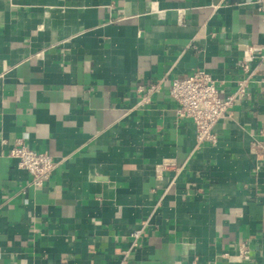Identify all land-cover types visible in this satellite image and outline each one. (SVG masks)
Instances as JSON below:
<instances>
[{
    "label": "crops",
    "instance_id": "0c3cea01",
    "mask_svg": "<svg viewBox=\"0 0 264 264\" xmlns=\"http://www.w3.org/2000/svg\"><path fill=\"white\" fill-rule=\"evenodd\" d=\"M248 45L264 1L0 0V264H264V53L216 144L170 94L198 67L234 94Z\"/></svg>",
    "mask_w": 264,
    "mask_h": 264
},
{
    "label": "built area",
    "instance_id": "2783aa9c",
    "mask_svg": "<svg viewBox=\"0 0 264 264\" xmlns=\"http://www.w3.org/2000/svg\"><path fill=\"white\" fill-rule=\"evenodd\" d=\"M262 1L264 0H258V2ZM244 52L240 63L242 77L237 81L234 94L221 96L216 80L202 67L196 68L183 77L175 78L171 83L170 94L176 105V114L181 119L193 121L199 144L218 142V134L215 130L217 122L226 115L237 98L247 94L249 84L255 74L254 63L258 57L263 55L264 46L248 45ZM158 90V83H151L148 88L140 87L138 91L145 92L140 104L148 103L151 94ZM0 142L5 143L6 140L0 138ZM263 148L262 142H255L254 149L257 156L260 157ZM9 155L17 160L20 168L31 174L30 184L36 188L42 187L51 178L57 166L51 154L33 150L21 140H18L11 148ZM140 233L141 230H136L133 236L138 238ZM240 256L248 259V251L242 248Z\"/></svg>",
    "mask_w": 264,
    "mask_h": 264
}]
</instances>
